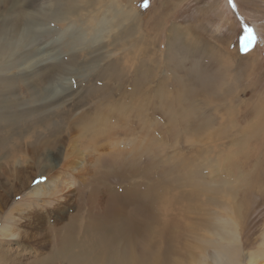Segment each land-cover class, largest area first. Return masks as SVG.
Returning <instances> with one entry per match:
<instances>
[{"label": "rangeland", "instance_id": "obj_1", "mask_svg": "<svg viewBox=\"0 0 264 264\" xmlns=\"http://www.w3.org/2000/svg\"><path fill=\"white\" fill-rule=\"evenodd\" d=\"M0 148V264H76L60 241L160 172L196 264H264V0H0Z\"/></svg>", "mask_w": 264, "mask_h": 264}, {"label": "bare ground", "instance_id": "obj_2", "mask_svg": "<svg viewBox=\"0 0 264 264\" xmlns=\"http://www.w3.org/2000/svg\"><path fill=\"white\" fill-rule=\"evenodd\" d=\"M73 8V5L69 6V13H63V15L65 16L64 18H67L72 14ZM60 13L62 14L61 10ZM112 98V95L108 96L110 102L109 108L107 109V115H109L110 119L113 117L115 118L117 105L116 99L113 100ZM94 101L95 100H93V102ZM99 105L101 104H98V106ZM100 131L104 130L100 129ZM115 153L116 150L114 148L112 154L116 156ZM134 162L136 163V161ZM100 168L98 167L94 171V174L98 177V180L105 179L108 175L107 173H109L110 170L113 174L118 176L122 174V171H124L123 173H130L128 169H131L128 163L124 162L119 164L118 161H111V166H109V168ZM119 170L121 171L119 172ZM165 178L166 176H164V173L160 172V174L156 178L154 177L150 179L152 185H145L144 188H140L139 190H136V188H134L135 186L133 187V190L130 188L128 192L134 191L136 193L135 199H131L133 202L132 204L119 205L115 199L117 195L114 198H106L108 200L104 202V205L109 204L111 205L112 209L108 213L109 219L105 226L103 227V225L101 224L97 230V228L91 227L89 222L88 230L84 231L83 227L80 235L78 236L83 238L82 241H76V239H72V237L68 238L70 236H67L66 239L64 238V240L60 241L62 247L61 250H66L68 247L70 248L69 251L71 253H66L65 257H70L72 261H76V264H196L195 256H193L192 253H187L186 244H191L189 242L188 228L180 230L179 226V214L182 211L181 207L186 209V207L181 206V204L183 201L190 199L191 197H187L186 195V197H183V195H181L182 191L179 192V190L181 189H179L178 186L180 178L177 179V176L175 177V181L177 182V187L175 189L177 190V192L172 195V193H170V190L168 189L169 187L167 188L163 184V182L166 181L164 180ZM157 179V184L153 186ZM220 183H218V185ZM96 184H98V181ZM214 184L217 183L214 182ZM85 185L87 186V184ZM222 185L223 184H221V186ZM57 186V181H53L52 178L47 177L45 182L38 186L36 185L32 187L30 189V194L34 197H53L56 195ZM217 187L219 186H216V188ZM214 190L216 189H213L211 192L208 190L201 191V193L197 194V197L200 199V201L202 200L205 205H209L210 202L218 200L224 195L225 199L226 195H228L227 191H224L223 189L219 188L218 190L217 188V192L221 191L222 194L214 192ZM98 192L96 193V196L93 193V200L94 198H100L101 195ZM177 195L181 199L177 197ZM93 200L91 202H93ZM126 200L127 197H125V201ZM92 205L94 208L95 203L93 202ZM175 205L180 206V212L178 215L174 214L173 212V207ZM188 207L190 209L188 208L187 211H191V206L189 205ZM105 208H107V206H105L104 209ZM104 209L100 210L102 216L104 215ZM182 216L181 219H184ZM222 228L224 232L219 233L221 234L220 238H226L228 239V241L233 242L236 241V237L230 233V231L228 230V226L223 225ZM178 236L182 237L181 240L183 242L181 241L182 244H179V246L176 243L177 246L175 245L173 249L171 248V246H173V242L178 240ZM67 239L69 240V242H67ZM170 239L171 242H169V245L171 246L167 250L168 241ZM262 242L264 244V237ZM70 243H72L73 248L71 247ZM231 248L232 246L227 247L226 252L228 253ZM165 253L172 254V258L168 262L166 261L167 259H164V257H167L165 256ZM215 257L216 259H219L224 256L223 254L217 253L215 254ZM231 261L233 264L235 262H240L241 260L239 258L237 261H234V259L231 258ZM198 263L202 264L203 260ZM255 263L256 260H254L253 258H250L248 261V264Z\"/></svg>", "mask_w": 264, "mask_h": 264}]
</instances>
